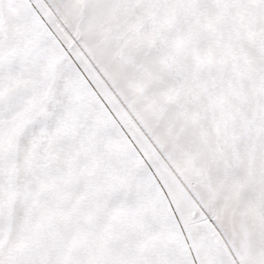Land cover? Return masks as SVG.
<instances>
[{
	"label": "snow or ice",
	"instance_id": "obj_1",
	"mask_svg": "<svg viewBox=\"0 0 264 264\" xmlns=\"http://www.w3.org/2000/svg\"><path fill=\"white\" fill-rule=\"evenodd\" d=\"M0 264H264V0H0Z\"/></svg>",
	"mask_w": 264,
	"mask_h": 264
}]
</instances>
